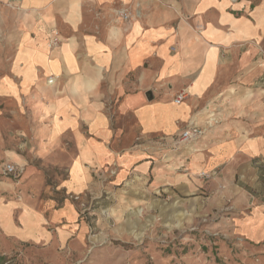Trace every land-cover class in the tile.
Segmentation results:
<instances>
[{
	"label": "crops",
	"instance_id": "0c3cea01",
	"mask_svg": "<svg viewBox=\"0 0 264 264\" xmlns=\"http://www.w3.org/2000/svg\"><path fill=\"white\" fill-rule=\"evenodd\" d=\"M263 53L264 0H0V96L17 112L26 103L35 152L70 143L60 185L72 194L100 193L113 170L108 188L182 195L220 170L247 202L230 183L264 174ZM192 126L200 138L163 159L153 139ZM54 218L77 220V208ZM249 219L264 222V202Z\"/></svg>",
	"mask_w": 264,
	"mask_h": 264
},
{
	"label": "rangeland",
	"instance_id": "374dc122",
	"mask_svg": "<svg viewBox=\"0 0 264 264\" xmlns=\"http://www.w3.org/2000/svg\"><path fill=\"white\" fill-rule=\"evenodd\" d=\"M25 106L17 112L0 96V264H264V222L246 223L264 202V174L238 170L232 178L247 202L221 180L220 170L199 173L202 188L182 195L127 181L108 188L113 170L100 193H68L60 183L72 147L70 153L35 152ZM153 140L167 149L163 159L194 142L180 135L171 143ZM7 164L15 174L4 171ZM65 203L77 208L78 219L54 221Z\"/></svg>",
	"mask_w": 264,
	"mask_h": 264
},
{
	"label": "built area",
	"instance_id": "2783aa9c",
	"mask_svg": "<svg viewBox=\"0 0 264 264\" xmlns=\"http://www.w3.org/2000/svg\"><path fill=\"white\" fill-rule=\"evenodd\" d=\"M119 16L124 21H128L129 20V14L127 12L120 11ZM186 96H187L186 91H181L176 96V98L174 99V102L176 104H179ZM201 135H202V131L200 129H198L197 127L192 126L190 128H187V129L183 130L180 133V139H181L182 142H190V141H193V140H197L198 138H200ZM4 171L7 174H15L16 169H15V167L13 165L7 164L4 167Z\"/></svg>",
	"mask_w": 264,
	"mask_h": 264
}]
</instances>
